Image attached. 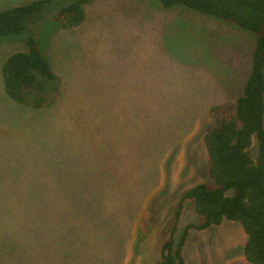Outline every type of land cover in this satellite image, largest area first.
<instances>
[{
  "label": "rangeland",
  "instance_id": "1",
  "mask_svg": "<svg viewBox=\"0 0 264 264\" xmlns=\"http://www.w3.org/2000/svg\"><path fill=\"white\" fill-rule=\"evenodd\" d=\"M84 9L78 26L45 17L32 33L59 79L25 104L5 94L1 64L30 32L0 37V264H157L174 223L176 242L203 221L187 198L175 215L210 183V109L234 111L257 34L158 0ZM246 239L227 219L191 228L185 264H251Z\"/></svg>",
  "mask_w": 264,
  "mask_h": 264
},
{
  "label": "trees",
  "instance_id": "2",
  "mask_svg": "<svg viewBox=\"0 0 264 264\" xmlns=\"http://www.w3.org/2000/svg\"><path fill=\"white\" fill-rule=\"evenodd\" d=\"M92 0H33L0 10V37L29 31L27 49L8 55L1 64L5 94L25 104L28 91L45 90L46 83H58L59 76L38 46L32 33L43 18H54L62 29L80 25L86 16L84 5ZM164 8L184 6L195 12L231 21L256 33L251 66L242 93L230 115L210 109L219 121L203 136L209 158L210 183L193 185L182 196L175 215L177 222L183 199H190L203 221L184 227L175 242L176 226L162 244L157 264H185L182 249L189 229L202 230L227 219L241 224L247 239L243 246L246 260L264 264V0H158ZM36 28V29H35ZM31 30V31H30ZM45 101L41 97L35 105ZM252 140L256 156H251Z\"/></svg>",
  "mask_w": 264,
  "mask_h": 264
}]
</instances>
